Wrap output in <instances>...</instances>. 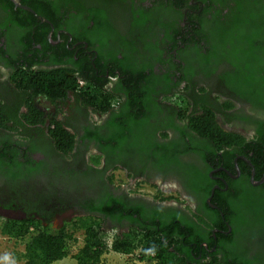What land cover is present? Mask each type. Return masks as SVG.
<instances>
[{"label":"flooded vegetation","instance_id":"obj_1","mask_svg":"<svg viewBox=\"0 0 264 264\" xmlns=\"http://www.w3.org/2000/svg\"><path fill=\"white\" fill-rule=\"evenodd\" d=\"M178 1H186L179 9L186 44L175 36ZM47 2L50 17L41 16L49 23L36 25L16 26L0 9V221L59 227L111 205L93 214L109 231L158 229L187 264H264L263 140L254 155L255 141L264 139V94L243 96L220 76V39L199 23L220 19V0ZM58 69L72 71L82 88L91 80L117 97L100 113L72 93L56 103L34 93L31 112L25 79ZM127 102L144 119L149 151L141 161L126 144L100 151L87 136L112 138L109 123ZM203 103L220 128L247 143L217 150L176 116L185 104L188 114H201ZM56 125L75 136L69 156L54 146ZM92 153L102 155L99 165ZM122 174L130 184L118 182ZM140 186L153 196L137 193Z\"/></svg>","mask_w":264,"mask_h":264},{"label":"trees","instance_id":"obj_2","mask_svg":"<svg viewBox=\"0 0 264 264\" xmlns=\"http://www.w3.org/2000/svg\"><path fill=\"white\" fill-rule=\"evenodd\" d=\"M21 3L31 7L39 15L50 17L51 9L47 0H21ZM184 5L186 1H178L174 23L176 38L186 44L189 40L185 28L181 26L183 15L179 11ZM0 9L5 12V18L12 20L16 26L40 23L31 13L16 8L10 0H0ZM205 18L200 19V25L207 22L212 26V37L220 39V76L230 80L234 87L239 86L243 96L264 94V0H220V19L218 14H213L211 20ZM36 39L37 43L44 41L40 36ZM199 44L200 40L196 41L197 54L202 53V46ZM119 70L125 72L122 68ZM176 70L181 75L178 76L180 81L187 80V70L181 67H177ZM28 79H25L24 85L27 91L32 92L30 104L33 113L37 112L33 102L34 93L44 95L52 103L66 102L68 94L72 93L100 113H106L111 104L109 99L117 97L115 93L104 90L101 85L98 86L91 80H88L90 83L88 87H80L76 75L69 69H58L43 75L32 73ZM18 86L20 87V83ZM133 103H125L118 115L110 121L112 138L87 135L89 138H97L100 151L122 149L126 144L128 149H136L140 154L142 152L146 154L141 147H136L139 143L146 147L147 142L143 139L144 119L134 113ZM206 104L208 103H203L201 114H188V106L185 104L180 113L176 112V116L187 125V128L196 131L216 145L217 150L234 149L247 143L243 137L220 128L213 110ZM138 127L141 130H133ZM51 136L57 151L66 156L74 151L75 136L60 125L52 129ZM262 140L264 144L263 137L255 141L256 156L258 151L262 150L259 148V142ZM101 156L95 154L91 157V162L99 165ZM90 209V214L65 221L59 227L51 224L43 225L39 222L1 220V234L24 241L22 259L25 264H56L69 257L75 259L77 264H102L110 252L132 254L138 249L141 250L136 258L142 264H187L171 251L173 245L168 243L169 236L158 234V229H144V232L138 230L129 235H116L106 228L101 218L93 215L107 212V209H111V205L95 206ZM78 233L83 235L82 244L77 237ZM209 264L234 263L213 260Z\"/></svg>","mask_w":264,"mask_h":264},{"label":"rangeland","instance_id":"obj_3","mask_svg":"<svg viewBox=\"0 0 264 264\" xmlns=\"http://www.w3.org/2000/svg\"><path fill=\"white\" fill-rule=\"evenodd\" d=\"M136 147H141L144 151H148V148L144 147L141 143H139ZM127 152L135 153V156H137L138 157L137 159H140V161L143 158H147L144 157L145 154L143 152L140 154L136 149H129L127 150ZM91 155L95 156V153H92ZM135 156L130 154V157H135ZM122 176L124 177V179L117 178L118 182L120 184H130L131 182L130 178H125L124 174H122ZM71 178L72 179H70V181L75 183V177L73 178L72 176ZM127 187L129 186H125L124 188ZM136 190H137L136 192L139 194L142 193L145 196H149V197L153 196V194L149 191L147 186H140ZM112 234L113 233H111V236ZM77 237L79 239L80 244H82L83 242L82 233H78ZM24 249H25V245L22 239H15L4 236L3 234H1V230H0V264H25L24 260L22 259ZM137 253H138L137 250L132 255L110 252L106 255L105 261L102 264H142L136 258ZM56 264H77V262L75 261V259L69 257L62 261H58Z\"/></svg>","mask_w":264,"mask_h":264},{"label":"water","instance_id":"obj_4","mask_svg":"<svg viewBox=\"0 0 264 264\" xmlns=\"http://www.w3.org/2000/svg\"><path fill=\"white\" fill-rule=\"evenodd\" d=\"M10 1L14 4V6H15L16 8L22 9V10H24V11H27V12L33 14V15H34L37 19H39L41 22L49 23V21H48L47 19H45V18L42 17L41 15H38V14L36 13V11H34L31 7L26 6V5H23V4L21 3V0H10Z\"/></svg>","mask_w":264,"mask_h":264},{"label":"built area","instance_id":"obj_5","mask_svg":"<svg viewBox=\"0 0 264 264\" xmlns=\"http://www.w3.org/2000/svg\"><path fill=\"white\" fill-rule=\"evenodd\" d=\"M140 250H141V249H138V250H137V252H138V253L136 254L137 256H138ZM132 254H133V253H132ZM132 254H127V255H132Z\"/></svg>","mask_w":264,"mask_h":264}]
</instances>
